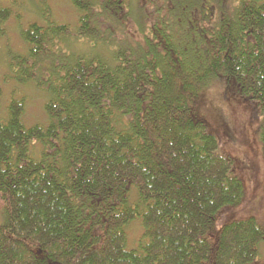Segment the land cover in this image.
Instances as JSON below:
<instances>
[{"label":"trees","instance_id":"16d2710c","mask_svg":"<svg viewBox=\"0 0 264 264\" xmlns=\"http://www.w3.org/2000/svg\"><path fill=\"white\" fill-rule=\"evenodd\" d=\"M69 1L91 53L33 22L9 64L47 95L46 122L27 126L23 99L2 108L0 87V264H254L264 226L223 219L244 186L199 105L222 79L264 110V0L167 2L138 38L126 0ZM260 141L264 157V120Z\"/></svg>","mask_w":264,"mask_h":264},{"label":"rangeland","instance_id":"374dc122","mask_svg":"<svg viewBox=\"0 0 264 264\" xmlns=\"http://www.w3.org/2000/svg\"><path fill=\"white\" fill-rule=\"evenodd\" d=\"M194 3L197 0H191ZM239 0H230L232 7ZM129 6L128 30L139 37L137 23L145 29L153 20L162 15L169 4L172 14L185 6L186 0H126ZM167 2H169L167 4ZM0 8L9 9L10 16L0 24V87L2 108L9 99H23L25 110L23 120L27 126L45 123L44 103L47 95L32 84L21 85L10 79V61L13 55L23 54L26 45L20 33L29 24L47 21L67 27L68 51L89 54L90 43L77 39L78 13L69 0H0ZM90 44V45H89ZM88 51V52H87ZM231 87V86H230ZM229 83L222 79L213 81L206 89L199 105V114L218 141V151L230 158L232 170L241 178L244 194L232 215L223 219H244L252 217L257 224L264 226V157L260 141V130L264 120V110L252 108L240 98L232 95ZM229 89V91H228ZM0 204V221L2 217ZM142 228L134 221L126 229L128 245L135 247ZM259 255L254 264H264V241L258 246Z\"/></svg>","mask_w":264,"mask_h":264}]
</instances>
